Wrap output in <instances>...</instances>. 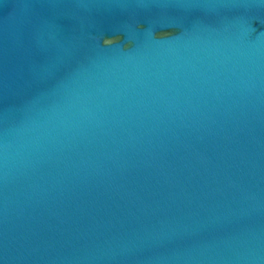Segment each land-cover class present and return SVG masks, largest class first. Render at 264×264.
<instances>
[{
  "label": "water",
  "instance_id": "water-1",
  "mask_svg": "<svg viewBox=\"0 0 264 264\" xmlns=\"http://www.w3.org/2000/svg\"><path fill=\"white\" fill-rule=\"evenodd\" d=\"M0 264H264V0H0Z\"/></svg>",
  "mask_w": 264,
  "mask_h": 264
}]
</instances>
